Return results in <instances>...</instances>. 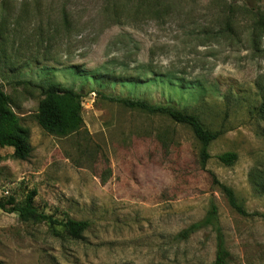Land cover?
<instances>
[{"label":"rangeland","instance_id":"374dc122","mask_svg":"<svg viewBox=\"0 0 264 264\" xmlns=\"http://www.w3.org/2000/svg\"><path fill=\"white\" fill-rule=\"evenodd\" d=\"M49 84L83 96L77 133L37 125ZM0 88L32 149L19 161L0 148V198L34 190L39 211L88 224L72 240L0 210L2 264H213L216 229L227 264H264V221L237 214L217 184L264 213L251 179L264 182V0H0ZM101 94L193 113L223 134L201 165L188 127ZM212 208L210 225L179 237Z\"/></svg>","mask_w":264,"mask_h":264},{"label":"trees","instance_id":"16d2710c","mask_svg":"<svg viewBox=\"0 0 264 264\" xmlns=\"http://www.w3.org/2000/svg\"><path fill=\"white\" fill-rule=\"evenodd\" d=\"M171 84H174L170 80ZM182 89V87H179ZM41 100L38 103L35 114V121L40 129L46 134L54 137H67L75 134L83 127L82 118V98L83 96L73 89L63 88L57 84H49L46 87H39ZM100 94V93H99ZM103 99L123 106L131 111H140L148 115H160L169 118L177 125L186 126L190 129L195 139L200 144L199 158L201 165H205L209 160L208 148L212 142L217 140L222 134V130L212 131L204 126L197 115L182 110H177L170 106L151 105L142 100L129 98L107 97L101 94ZM258 115L264 120V95L260 98ZM0 148L12 149V157L19 161H25L30 153L31 146L29 143V131L20 124L19 117L9 107V100L6 94L0 88ZM219 163L224 166H231L237 160L234 153H225L217 157ZM255 187L259 192L264 194V182L262 176L255 178ZM226 197L229 206L243 217H255L264 221V213L249 214L239 203L234 191L223 184L217 183ZM36 192H28L21 202L16 201L13 197L7 199L0 198V210L6 213H15L21 222L46 223L52 231L55 227L61 230L72 240H79L82 233L87 229L86 222L75 221H57L50 215L38 210L34 205ZM216 215L215 208H212L207 218L202 222L193 224L179 234L183 240L187 239L190 234L203 226L210 225ZM229 254L225 248L224 239L221 231L216 229V252L213 264H227ZM0 264H2L0 262Z\"/></svg>","mask_w":264,"mask_h":264},{"label":"built area","instance_id":"2783aa9c","mask_svg":"<svg viewBox=\"0 0 264 264\" xmlns=\"http://www.w3.org/2000/svg\"><path fill=\"white\" fill-rule=\"evenodd\" d=\"M4 194H5V195H7V194H8V192H7V191H5V192H4Z\"/></svg>","mask_w":264,"mask_h":264}]
</instances>
